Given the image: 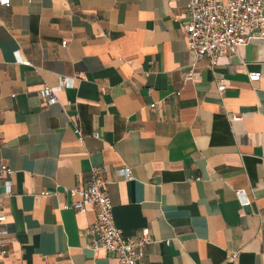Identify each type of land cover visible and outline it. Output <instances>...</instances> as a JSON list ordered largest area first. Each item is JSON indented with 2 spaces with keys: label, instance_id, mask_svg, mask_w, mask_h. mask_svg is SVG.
<instances>
[{
  "label": "crops",
  "instance_id": "1",
  "mask_svg": "<svg viewBox=\"0 0 264 264\" xmlns=\"http://www.w3.org/2000/svg\"><path fill=\"white\" fill-rule=\"evenodd\" d=\"M9 1L0 3V154L12 169L9 194L0 183V264L117 263L87 246L95 204L69 206L67 187L86 185L93 166L124 235L150 228L138 264H264V35L252 32L213 67L198 59L188 79L190 0ZM64 77L72 82L55 102L42 96Z\"/></svg>",
  "mask_w": 264,
  "mask_h": 264
},
{
  "label": "built area",
  "instance_id": "2",
  "mask_svg": "<svg viewBox=\"0 0 264 264\" xmlns=\"http://www.w3.org/2000/svg\"><path fill=\"white\" fill-rule=\"evenodd\" d=\"M0 3L9 5L10 1L0 0ZM187 17V45L194 56L192 68L186 74L188 79H195L198 59L206 57L213 67L217 64L220 55L237 53L252 32L258 31L264 35V0H190ZM260 78V72L249 73L251 81H258ZM71 82L70 77H64L57 87H46L41 94L50 102H55L56 90ZM218 89L221 92L225 89L222 79L218 82ZM77 132L82 138L79 127ZM95 136H98V133H95ZM121 171L131 178V170L128 167H124ZM11 173V167L0 154V183L4 185L6 194L11 191V181L8 178ZM108 183L102 168L93 166L91 179L86 185L67 187L66 190L72 197L69 206L77 211H86V203L92 202L97 207L96 219L88 231L89 248L104 249L114 253L118 260L116 264H138L147 245L153 241L150 228L144 227L136 237L124 235L114 219ZM236 193L243 205L250 204L251 200L243 189L237 190ZM3 196L0 191V235L6 233L3 228L6 220V214L2 211ZM3 245L0 244V253L4 252ZM237 254V252L232 253L233 257Z\"/></svg>",
  "mask_w": 264,
  "mask_h": 264
}]
</instances>
